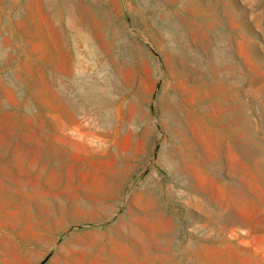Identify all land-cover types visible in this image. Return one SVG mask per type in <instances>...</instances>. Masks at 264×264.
I'll use <instances>...</instances> for the list:
<instances>
[{"label": "rangeland", "instance_id": "rangeland-1", "mask_svg": "<svg viewBox=\"0 0 264 264\" xmlns=\"http://www.w3.org/2000/svg\"><path fill=\"white\" fill-rule=\"evenodd\" d=\"M0 264H264V0H0Z\"/></svg>", "mask_w": 264, "mask_h": 264}, {"label": "bare ground", "instance_id": "bare-ground-1", "mask_svg": "<svg viewBox=\"0 0 264 264\" xmlns=\"http://www.w3.org/2000/svg\"><path fill=\"white\" fill-rule=\"evenodd\" d=\"M46 62V61H45Z\"/></svg>", "mask_w": 264, "mask_h": 264}]
</instances>
